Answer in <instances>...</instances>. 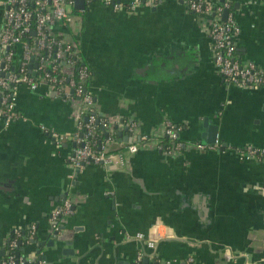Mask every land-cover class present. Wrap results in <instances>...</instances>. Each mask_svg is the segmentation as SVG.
I'll return each instance as SVG.
<instances>
[{
  "label": "crops",
  "instance_id": "crops-1",
  "mask_svg": "<svg viewBox=\"0 0 264 264\" xmlns=\"http://www.w3.org/2000/svg\"><path fill=\"white\" fill-rule=\"evenodd\" d=\"M232 4L241 26L237 56L264 66V0ZM73 13L68 35L92 71L96 110L110 121L111 140L97 149L119 152L134 140L139 150L107 166L88 161L71 181L74 141L58 146L41 126L74 134L79 102L21 89L17 110L27 120L14 121L0 136V262L15 229L35 224L38 241L45 240L51 212L68 199L73 213L62 225L73 230L72 245L57 240L35 255L27 246L22 258L264 264V158L237 154L248 145L264 149V87L224 80L212 55L209 18L184 0H142L130 10L93 0L85 9L74 3ZM2 17L0 5V27ZM129 120L137 122L134 131ZM168 120L182 126L183 149L172 156L157 148ZM143 134L149 139L141 140ZM217 137L226 151L195 146ZM138 232L155 238V246Z\"/></svg>",
  "mask_w": 264,
  "mask_h": 264
},
{
  "label": "built area",
  "instance_id": "built-area-1",
  "mask_svg": "<svg viewBox=\"0 0 264 264\" xmlns=\"http://www.w3.org/2000/svg\"><path fill=\"white\" fill-rule=\"evenodd\" d=\"M93 0H86L90 4ZM115 9L130 10L138 7L142 0H101ZM155 5L157 0H148ZM188 8L198 16L209 18V37L211 50L217 71L224 80L232 85L245 89L264 87V66L253 61H243L237 56L238 36L241 26L233 8L232 0H184ZM75 0H0L3 10L0 27V136L2 131L16 120H27L17 110V98L21 89L33 92L43 90L50 96L72 99L79 102L75 113L77 130L72 135L58 132L54 128L41 126L48 138L58 146L64 142L74 141L75 147L68 155L71 172L69 179L75 178V171L86 162L94 161L104 166L115 159H123L126 153H136L139 144L131 140L119 152H111L104 145L95 148L88 136L95 132L98 122L95 95L90 86L92 71L84 62L78 42L69 36V28L75 22L73 6ZM228 10L226 19H223ZM85 117V122L83 121ZM108 127L110 121L102 119ZM128 128L134 131L137 122L129 120ZM86 129L84 134L82 130ZM182 126L168 120L165 122V133L172 141L157 148L165 155L172 156L183 149L181 141ZM141 140L149 139L141 135ZM111 140V137L107 138ZM199 149L226 151L217 137L212 144L196 143ZM241 158H264V149L248 145L237 150ZM73 213L71 201L66 199L55 207L50 215L53 231H60L64 218ZM37 227L28 228L25 241L36 234ZM21 230L15 229L10 238L9 250L18 246ZM137 238L154 247L156 239L145 232H138ZM0 264H51L45 259L22 258L8 255Z\"/></svg>",
  "mask_w": 264,
  "mask_h": 264
},
{
  "label": "water",
  "instance_id": "water-1",
  "mask_svg": "<svg viewBox=\"0 0 264 264\" xmlns=\"http://www.w3.org/2000/svg\"><path fill=\"white\" fill-rule=\"evenodd\" d=\"M75 5H76V7L83 8V9H85L87 7L86 0H75ZM227 15H228V10H225L224 15H223V19H226ZM108 135H109V133L106 132V136H108ZM213 142L214 141H212V143ZM26 232H27V230H23V235H25ZM38 239H39V235H37V234L34 235L32 238H30L28 242L20 239L18 242V246H17L18 251H17L16 256L18 258L21 257V255H22L21 251L25 250V248L27 246H28L27 250L31 249L32 253L35 255L36 253L41 252V247H43V246H48V247L55 246L57 240L67 241L70 245H72V243H73V241H72L73 230H66V226L61 225L60 231H57V230L53 231L52 225H51V227L48 229L47 236H46L45 240H43L42 242H39ZM9 242H10V240L8 241V244H9ZM65 252H67V251H65ZM2 253L3 254L6 253V257H7L10 254V250L6 249V252H2ZM32 259L35 260V257H33ZM143 261L147 262V259H145Z\"/></svg>",
  "mask_w": 264,
  "mask_h": 264
},
{
  "label": "trees",
  "instance_id": "trees-1",
  "mask_svg": "<svg viewBox=\"0 0 264 264\" xmlns=\"http://www.w3.org/2000/svg\"><path fill=\"white\" fill-rule=\"evenodd\" d=\"M102 119H104L103 117L99 116L98 114V122H96L95 124V132L88 136V139H90L91 141L94 142L95 144V148H98V145L101 144L102 141L106 140L107 138H109V136H106V126L102 123ZM83 121L85 122V117L83 119ZM84 134L87 133V130L84 129L82 130ZM172 139L169 136H166L162 139V143L164 145H168L171 144ZM182 141V140H181ZM28 232V231H27ZM25 233V235H23V231L21 232V236L18 238L17 243L19 242L20 239H22L23 241H25L26 236L28 235V233ZM7 249H9V246H7ZM18 251V247L10 250V255H15L17 254Z\"/></svg>",
  "mask_w": 264,
  "mask_h": 264
},
{
  "label": "bare ground",
  "instance_id": "bare-ground-1",
  "mask_svg": "<svg viewBox=\"0 0 264 264\" xmlns=\"http://www.w3.org/2000/svg\"><path fill=\"white\" fill-rule=\"evenodd\" d=\"M220 137V136H219ZM242 148V147H241Z\"/></svg>",
  "mask_w": 264,
  "mask_h": 264
}]
</instances>
